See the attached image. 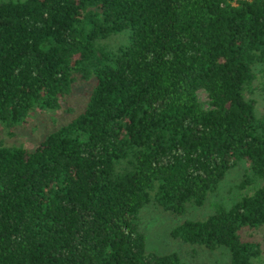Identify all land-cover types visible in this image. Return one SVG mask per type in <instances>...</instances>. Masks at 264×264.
Segmentation results:
<instances>
[{
    "label": "trees",
    "instance_id": "16d2710c",
    "mask_svg": "<svg viewBox=\"0 0 264 264\" xmlns=\"http://www.w3.org/2000/svg\"><path fill=\"white\" fill-rule=\"evenodd\" d=\"M257 83L264 0H0V264H185L147 250L143 208L202 206L243 163L233 204L171 235L264 264ZM35 113L33 146L7 141Z\"/></svg>",
    "mask_w": 264,
    "mask_h": 264
},
{
    "label": "rangeland",
    "instance_id": "374dc122",
    "mask_svg": "<svg viewBox=\"0 0 264 264\" xmlns=\"http://www.w3.org/2000/svg\"><path fill=\"white\" fill-rule=\"evenodd\" d=\"M117 40L119 39L116 38ZM81 87L87 85L86 82H81ZM86 83V84H85ZM82 90L76 91L75 97H78ZM257 100L258 112H264V89L256 84V90L252 94ZM201 99L206 101V93H201ZM68 106L60 110L63 116L73 114L67 111ZM31 118L25 120V123L17 130V135L13 138H7V141L13 142L18 140L22 143H27L33 146V139L40 135V132L51 126L50 119L35 113ZM248 163L240 164L236 169L230 172L228 182L222 188V195H210L202 206L191 205L183 214H176L167 211L157 204H149L142 210V218L140 221L141 229L146 235V247L148 251H153L158 254H167L177 252L185 264H231L230 252L226 247H219L214 250H209L198 245L186 243L181 239L171 235V231L185 220H200L205 219L216 211L218 203L225 200L227 205H232L240 190H234L230 186L240 182L243 172ZM237 192V193H236ZM241 192V191H240ZM253 233L246 234L247 238L258 240L262 243L263 254L261 263H264V231L256 230Z\"/></svg>",
    "mask_w": 264,
    "mask_h": 264
}]
</instances>
